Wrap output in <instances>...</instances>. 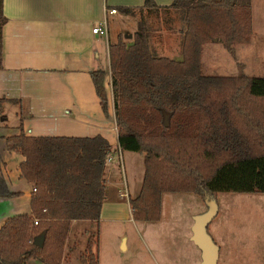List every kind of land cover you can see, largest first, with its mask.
I'll return each mask as SVG.
<instances>
[{
  "label": "trees",
  "instance_id": "trees-1",
  "mask_svg": "<svg viewBox=\"0 0 264 264\" xmlns=\"http://www.w3.org/2000/svg\"><path fill=\"white\" fill-rule=\"evenodd\" d=\"M171 6L185 25L182 59L154 51L144 19L131 44L120 39L110 45L119 145L144 154L145 160L141 191L130 198L136 221L161 219L164 192H194L215 200L222 192H264V77L201 70L205 42L219 38L236 56L235 45L251 39V0H175ZM6 19L0 0V69ZM107 74L102 69L91 73L106 115ZM6 100L0 98V106ZM19 129L7 137V146L25 157L21 173L35 191L31 213L9 218L0 229V264L30 259L62 264L72 221L101 220L112 146L102 135L31 136ZM19 194L0 173V198ZM34 219H39L36 226ZM42 234L38 246L34 241ZM91 248L89 241L83 264H100Z\"/></svg>",
  "mask_w": 264,
  "mask_h": 264
},
{
  "label": "crops",
  "instance_id": "crops-1",
  "mask_svg": "<svg viewBox=\"0 0 264 264\" xmlns=\"http://www.w3.org/2000/svg\"><path fill=\"white\" fill-rule=\"evenodd\" d=\"M146 1L3 0V11L7 19L3 25L0 98L10 100L4 101L0 108L5 104L19 105L21 117L15 126H10L6 115L0 120V173L7 180L9 189L20 194L0 198V229L9 218L31 213L32 210L31 201L35 186L22 176L21 163L25 157L7 146V137L19 134V126L31 136L102 135L112 146V159L107 160L104 169L107 196L103 203L101 220L72 221L62 264H67L70 255L77 250L78 241L83 240L85 248L88 247L91 236H94L92 229L98 228L103 220H134L130 205V198L133 197L130 183L123 180V161H119V155L124 158L125 150L119 145L111 86L110 45L117 43L122 34L131 44L133 34L144 18L156 53L180 60L183 57L185 27L181 12L171 6L175 0H154L156 5L150 7L145 6ZM251 6L254 34L249 52L254 54L257 48L255 42L259 40L256 34L258 31H264V28L257 27L260 21L256 14L254 16L253 0ZM111 9H117V12L110 13ZM151 18L156 19L155 24ZM103 20L107 22V34L94 33L93 28ZM153 39L158 47L153 45ZM169 48L176 50H170L171 55L162 52V49L167 51ZM99 69L108 71V115L103 111L91 75L92 71ZM25 101L29 104L26 109L23 106ZM135 153L128 155L129 161L134 170L140 167L138 164L141 162L142 169L144 154L139 153L141 157H138ZM141 171L139 177L145 174V170ZM136 177L132 176V179L135 181ZM132 189H135V185H132ZM135 194L138 195L137 192ZM79 234L80 238L76 239ZM98 240L97 232L94 243L96 251ZM123 242V246L127 248V241ZM32 260L34 259L28 260L27 264Z\"/></svg>",
  "mask_w": 264,
  "mask_h": 264
},
{
  "label": "rangeland",
  "instance_id": "rangeland-1",
  "mask_svg": "<svg viewBox=\"0 0 264 264\" xmlns=\"http://www.w3.org/2000/svg\"><path fill=\"white\" fill-rule=\"evenodd\" d=\"M253 1L254 16L256 14L260 21L257 27L264 28V0ZM151 21L156 23L154 18H151ZM253 34L254 31L248 42L235 45L236 56L227 50L219 38L205 42L202 51V73L229 76L246 73L264 77V31L257 32V48L254 54H251L249 50L253 45ZM120 39L125 40V35L122 34ZM126 40L130 44V41ZM155 46L158 47L156 44ZM170 50L176 49H162V52L171 55ZM110 97L112 100V92ZM28 105L25 101L23 106L26 109ZM20 113L19 105L5 104L0 108V120L6 115L10 126H15L19 123ZM132 152L124 151L125 156L123 158L119 155V161H123V180L129 181L132 196L136 197L135 192L138 194L144 176L143 173L139 177V171L141 173V170H145V161L142 160V169L140 162V167L134 170L128 158ZM135 155L141 157L137 152ZM132 176H137L135 181ZM132 185H135L134 190ZM216 201L218 212L209 224L208 231L220 246L218 264H264V192H222L217 195ZM208 209V201L197 193L164 192L160 220L113 222L105 219L98 228L92 229L94 236H91L90 240L91 249L98 254L100 264H200L201 250L192 239V227L195 216ZM33 225L36 226L34 221ZM80 231L82 234L84 227ZM97 232L99 240L96 251L94 243ZM78 238L80 234L76 239ZM123 240L127 241V248H124ZM77 244V250L71 253L67 264H83L81 256L88 251V247L85 248L83 240ZM33 263L44 264L37 259L30 262Z\"/></svg>",
  "mask_w": 264,
  "mask_h": 264
},
{
  "label": "water",
  "instance_id": "water-1",
  "mask_svg": "<svg viewBox=\"0 0 264 264\" xmlns=\"http://www.w3.org/2000/svg\"><path fill=\"white\" fill-rule=\"evenodd\" d=\"M209 209L201 214H197L192 227V239L201 250L200 264H218L220 246L216 243L208 231L209 224L218 212V204L215 199L206 198ZM44 234L37 236L34 243L42 246Z\"/></svg>",
  "mask_w": 264,
  "mask_h": 264
},
{
  "label": "built area",
  "instance_id": "built-area-1",
  "mask_svg": "<svg viewBox=\"0 0 264 264\" xmlns=\"http://www.w3.org/2000/svg\"><path fill=\"white\" fill-rule=\"evenodd\" d=\"M110 13H115L117 12V9H111L109 10ZM93 32L94 33H100V34H103V35H106L107 32H108V29H107V22L106 20H103L102 22H100L99 24H97L94 28H93ZM112 157L109 155L108 159H111ZM122 195H124V193L122 192ZM39 223V219H35L34 220V224L35 225H38Z\"/></svg>",
  "mask_w": 264,
  "mask_h": 264
},
{
  "label": "bare ground",
  "instance_id": "bare-ground-1",
  "mask_svg": "<svg viewBox=\"0 0 264 264\" xmlns=\"http://www.w3.org/2000/svg\"><path fill=\"white\" fill-rule=\"evenodd\" d=\"M125 248V247H124Z\"/></svg>",
  "mask_w": 264,
  "mask_h": 264
}]
</instances>
